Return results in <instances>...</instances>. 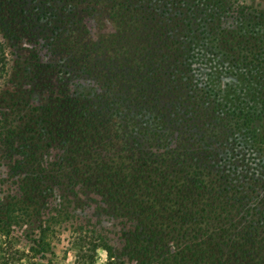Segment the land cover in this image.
<instances>
[{
	"label": "trees",
	"instance_id": "1",
	"mask_svg": "<svg viewBox=\"0 0 264 264\" xmlns=\"http://www.w3.org/2000/svg\"><path fill=\"white\" fill-rule=\"evenodd\" d=\"M0 171V264H264V9L0 0Z\"/></svg>",
	"mask_w": 264,
	"mask_h": 264
},
{
	"label": "rangeland",
	"instance_id": "2",
	"mask_svg": "<svg viewBox=\"0 0 264 264\" xmlns=\"http://www.w3.org/2000/svg\"><path fill=\"white\" fill-rule=\"evenodd\" d=\"M243 1L253 7L264 9V0H243ZM88 25L90 26L92 33H95L97 31L96 23H94V21L89 20ZM106 26H107L106 31L112 30V25L107 23ZM228 79L229 78L224 80H228ZM34 101L45 102L44 95L42 94L35 95ZM0 174H2V171H0ZM1 195L2 194H0V196ZM79 215H82V213L79 212ZM101 218L103 219L102 224L106 228H109L112 232L109 234L110 242L114 246L120 248L122 246V240L118 237L119 236L118 233L122 226L120 221L118 219H107L106 216H102ZM71 235H72V228L70 226V223L68 222L62 224L61 226L56 227L55 233L50 232V234L47 235V241L50 243V251L52 252H48L46 258L43 260L45 262H48L49 264H77L76 263L77 250L72 246V243L70 241ZM13 239L16 245L19 246L21 249L26 250L33 244V242H31V240L28 239V237H25L24 235L22 237L15 236ZM120 261L122 262L120 264H137L135 261H128L127 258H120ZM14 264H28V263L22 261V262H15ZM95 264H107V253L105 249L103 248L98 249V256Z\"/></svg>",
	"mask_w": 264,
	"mask_h": 264
}]
</instances>
